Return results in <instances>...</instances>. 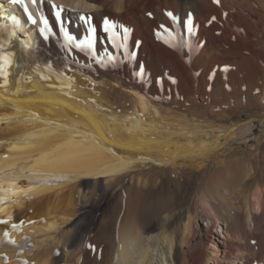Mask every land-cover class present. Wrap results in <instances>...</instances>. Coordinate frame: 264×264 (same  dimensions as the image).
Here are the masks:
<instances>
[{"label": "bare ground", "instance_id": "6f19581e", "mask_svg": "<svg viewBox=\"0 0 264 264\" xmlns=\"http://www.w3.org/2000/svg\"><path fill=\"white\" fill-rule=\"evenodd\" d=\"M31 1L0 0L20 24L10 36L0 17V55L13 61L0 76V264H264V154L243 149L264 97V0H48L91 52L67 51L62 33L45 40L51 9ZM202 110L223 118L206 122ZM183 170L201 177L203 196L177 210L159 174L174 183ZM128 179L137 206L119 234L95 216L86 227L91 181L110 190ZM217 218L232 238L224 261Z\"/></svg>", "mask_w": 264, "mask_h": 264}, {"label": "rangeland", "instance_id": "374dc122", "mask_svg": "<svg viewBox=\"0 0 264 264\" xmlns=\"http://www.w3.org/2000/svg\"><path fill=\"white\" fill-rule=\"evenodd\" d=\"M198 112L196 111V113L200 116V119H202L206 122L207 121H209V122L214 121L215 122L219 118H223L221 116V115H223V113L214 112V113H211V115H210L206 111H203L205 113H203L201 111H198ZM249 116H252L253 119H255L257 138L252 143H250V145H248V146L245 145L244 146L245 148H243V149H248V147L250 146L249 148L252 149L254 153H257L258 151H260L261 155H263L264 154V97L260 98V107L251 109ZM247 117H248V115L245 117V120H247ZM241 120L242 119H240L238 116L233 118V119L228 117L227 123L229 125L239 123V122L241 123ZM237 150L239 152H241L240 148H238ZM228 153H229V151H226L224 153V155H226ZM261 174L263 176L259 175L260 176L259 178H262V180L264 181V172ZM159 176H160V179L166 180L168 185L171 183L169 186V190L173 194H175V201H177V202H175V209H177V210L180 208L185 209L189 205H191V206L194 205V207L196 208V204H195L196 201L203 196V192H202L201 186H200L201 177L198 174L193 173L189 170H183L182 173L180 174V176L177 178V180L174 183L168 181L169 178H168V176H165L164 173H160ZM253 184H255V183L253 182ZM137 186H138V183H136L135 181L130 182V180L128 179L127 183H125V186L123 187V189L114 188V189L107 190L104 182H102L101 185H95L94 186V182L91 181L90 189L87 187L86 191L89 192V199L92 201L93 205L90 207L91 213L88 216L87 221L85 222V226L86 227L90 226L92 224V219L95 216V218L102 220V222H105L108 220V225L110 227H112L115 230L116 234L118 235L120 228H122V226H124L123 224H125V222H126L125 218H126V215L128 213L127 211H129V209H131L133 207L135 208L137 206L136 203H134L137 200L136 196H133V199H131L133 192L135 191ZM131 200H134V201L131 202ZM101 201H105V202H102V204H101L102 207L99 206V202H101ZM148 204H150L151 206ZM148 204H146V206H145V204H143L144 208H143V210H141V213L143 214L144 217L142 216V214L139 216L140 217L139 218L140 224L143 227H148V226L152 225V223H151L152 219H150V217H151V215H153L152 211L156 210V208H155L156 203L154 200H152ZM152 206H154V208ZM122 209L124 212L122 211ZM149 210H150L151 214H150ZM146 212H148V213H146ZM211 212L212 211H210V213ZM121 216L123 218L120 219ZM151 218H153V217H151ZM217 219H218V226H217V228L213 229V233H214V235L218 241V244H219V249H220L219 258H220V260L224 261L225 250H226L230 240H232V238L226 232L227 231L226 230L227 224L224 221H222L221 219H219V218H217ZM146 220H147V222H146ZM122 221H124V222H122ZM93 224H95V222H93ZM206 224H208L207 221H205V225ZM117 225H119L120 227ZM117 229H118V231H117ZM79 241H80V239L78 238V240L76 241L77 244L79 243ZM93 244H94L93 248L95 247L96 249L95 248L93 249L92 256L95 257L97 254L96 251L98 249V243H93ZM94 250H95V252H94ZM57 254H58V251L56 252V255ZM217 262H218V260H216L215 258L212 257L208 261V264H219V262L218 263ZM225 262L227 263L228 261L225 259ZM237 264H241V262H237Z\"/></svg>", "mask_w": 264, "mask_h": 264}, {"label": "snow or ice", "instance_id": "6c2138e0", "mask_svg": "<svg viewBox=\"0 0 264 264\" xmlns=\"http://www.w3.org/2000/svg\"><path fill=\"white\" fill-rule=\"evenodd\" d=\"M218 3L219 0H216ZM12 4H17V3H23V0H11ZM33 4H48V7L51 9V14H52V20L50 21L48 18V14L43 12L41 10V15L40 19L42 21L43 27L39 28V33L42 35V37L47 40L50 37H57L60 33L63 34V45L67 51H74L76 49H79L80 51H85V46L87 47V50L91 52V50L94 48V43L93 41L89 40L87 36H85L84 40H80L77 35L70 31L71 28V21H65L63 19V12L65 9L63 8L62 5H58L53 3H48V0H32ZM24 11L27 14L28 19L33 23L36 24L37 21L29 11L27 4H24ZM174 21H178V18L175 17L172 13H167ZM0 17L6 20H10L12 22V29L9 30V35L14 36L15 29L19 28V20L16 15H11L7 16L2 9V6H0ZM77 19L81 22V25H84L85 28L84 30L87 31H94V27L89 23L88 18L86 16H78ZM214 19V18H213ZM67 25V27H66ZM81 25H77V28H79ZM110 27H113L112 25L109 24V22L106 20L105 21V31L107 32ZM163 27V26H161ZM184 27L186 32L191 36L194 33V25H193V20L191 19V15L189 14V18L184 21ZM8 28L7 24H0V29H5ZM129 32L128 28H124V35L125 38L127 37V33ZM169 35H171V31L169 30ZM191 47V45H188ZM2 45H0V49H2ZM24 47H27L25 44ZM13 56L15 55L14 53L12 54ZM95 59V57H93ZM110 59H114V57H110ZM102 62V61H98ZM12 59L9 58L8 54L5 55H0V76L4 77L5 83L7 82V78L9 73L6 72V67L10 69L12 67ZM47 67V63L45 64ZM0 223H6V221H0ZM15 227V225H13ZM5 236H7V233H5ZM12 244H15V241H9ZM26 264V262H25Z\"/></svg>", "mask_w": 264, "mask_h": 264}]
</instances>
